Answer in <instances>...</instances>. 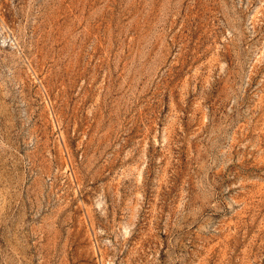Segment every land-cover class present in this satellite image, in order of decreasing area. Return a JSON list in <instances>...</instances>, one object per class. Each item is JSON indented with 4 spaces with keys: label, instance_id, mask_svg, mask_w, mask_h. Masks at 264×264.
<instances>
[{
    "label": "rangeland",
    "instance_id": "1",
    "mask_svg": "<svg viewBox=\"0 0 264 264\" xmlns=\"http://www.w3.org/2000/svg\"><path fill=\"white\" fill-rule=\"evenodd\" d=\"M0 264H264V0H0Z\"/></svg>",
    "mask_w": 264,
    "mask_h": 264
}]
</instances>
